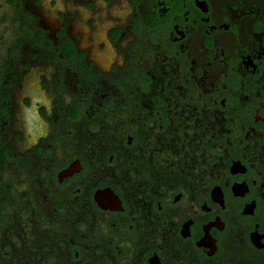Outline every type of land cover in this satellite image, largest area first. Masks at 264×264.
Listing matches in <instances>:
<instances>
[{"label": "flooded vegetation", "instance_id": "flooded-vegetation-1", "mask_svg": "<svg viewBox=\"0 0 264 264\" xmlns=\"http://www.w3.org/2000/svg\"><path fill=\"white\" fill-rule=\"evenodd\" d=\"M0 264H264V0H0Z\"/></svg>", "mask_w": 264, "mask_h": 264}]
</instances>
